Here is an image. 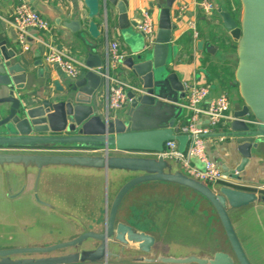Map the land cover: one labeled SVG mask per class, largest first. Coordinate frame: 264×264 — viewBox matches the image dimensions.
<instances>
[{"label":"water","instance_id":"water-1","mask_svg":"<svg viewBox=\"0 0 264 264\" xmlns=\"http://www.w3.org/2000/svg\"><path fill=\"white\" fill-rule=\"evenodd\" d=\"M118 9V27L128 52L122 63L132 88L126 112L113 114L103 109L99 90L103 83L101 57L92 51L86 57L84 77L67 84L53 76L46 83L45 95L35 96L26 90L28 70L12 62L16 53L0 41V147L33 148L38 146L79 145L116 147L112 152L1 150L0 167L21 165L37 170L34 198L40 205L54 208L38 194V181L45 167L51 165L102 169L106 189L109 172H116L121 183L116 195L107 198L106 214L100 231L77 229L70 239L47 243L24 242L29 237L23 229H0V264H84L127 262L129 264H254L234 227V209L264 204V191L240 188L222 182L208 183L188 172L175 169L162 151L165 142L176 139L185 152L191 136L177 133L176 121L182 115L185 98L183 81L171 68L175 56L172 18L175 0L159 5L158 28L154 41H146L135 31L139 19H128L124 1L109 0ZM89 19L87 30L93 38L101 31L94 21L100 0H83ZM236 20L219 7L223 24L236 43L237 62L234 78L242 105L232 112L229 130L218 134L235 138L241 160L233 169L224 165L228 176L241 173L253 156L264 147V0H240ZM80 29V21L70 22ZM204 40L196 41L201 50ZM42 44L39 45L40 50ZM95 50V49H94ZM42 77V73H38ZM248 118L251 122L246 121ZM203 135V136H208ZM136 152V153H135ZM126 153H131L128 155ZM139 154V155H133ZM145 183L173 184L187 189L194 199L206 203L216 214L223 230L217 249H191L169 252L159 246V239L149 230L135 225L121 211L126 196ZM8 194L15 198L22 193ZM108 193V191H107ZM130 216V215H129ZM144 222V220H142Z\"/></svg>","mask_w":264,"mask_h":264},{"label":"crops","instance_id":"crops-1","mask_svg":"<svg viewBox=\"0 0 264 264\" xmlns=\"http://www.w3.org/2000/svg\"><path fill=\"white\" fill-rule=\"evenodd\" d=\"M49 22L50 33L31 30L28 37L29 49H23L18 42L17 31L12 25L19 0H0V41L16 56L12 62H20L28 70L26 90L35 96H43L44 85L52 86L55 76L61 83L71 79L61 70L48 65L44 60L45 45L42 40H51L58 48L73 56L82 67L77 79L84 77L88 53L95 51L102 59L104 68L107 61L108 43L117 40L120 50L128 52L127 43L118 27V9L109 0H100V10L94 21L101 31L99 38H93L88 30V10L83 0H29ZM127 7L128 19H141V12H152L158 28L159 5L166 0H121ZM200 0H175L172 18L177 28L172 31L175 58L171 68L181 81L196 79L199 84L210 88V97L227 93L231 112L242 105L234 74L237 62L236 43L223 24L219 7L228 11L229 3L214 0L216 8L206 13L198 4ZM230 12V11H229ZM80 21V29L68 27L70 22ZM139 24V23H138ZM135 31L139 32L137 27ZM204 40L201 50L196 41ZM42 44L40 50L39 45ZM95 49V50H94ZM42 73V77L38 73ZM112 74L131 82L123 63L111 70ZM104 80L99 92L103 109H106ZM182 115L188 114L183 106ZM124 107L116 114L126 112ZM201 118V124H206ZM230 125L215 129L211 134L223 133ZM208 156L221 169L224 165L233 169L241 160L235 138L221 135L205 136ZM190 143V141H189ZM188 143V145H189ZM187 145V147H188ZM112 153H118L117 151ZM136 153V152H135ZM132 155L131 153H126ZM139 155V154H133ZM175 169L187 172L182 163L172 161ZM191 164L202 168L197 158ZM37 170L21 165L0 167V229L10 233V228L23 229L29 237L24 242L47 243L70 239L77 229H102L106 214L107 198L111 200L121 183L116 172H109V188L106 189L105 172L102 169L51 165L45 167L38 181V194L54 208L40 205L34 198ZM230 182L240 188L258 190L264 186V147L253 152L245 169L236 175L229 174ZM24 189L20 195L11 198ZM108 191V193H107ZM121 211L130 217L135 225L149 230L159 239V246L169 252L183 253L191 249H217L223 238V230L214 211L200 199H194L187 189L166 183H145L133 189L124 199ZM130 215V216H129ZM234 227L254 264H264V204H252L231 212ZM144 220V222L142 221ZM84 263V264H101ZM129 264L127 262H109Z\"/></svg>","mask_w":264,"mask_h":264},{"label":"built area","instance_id":"built-area-1","mask_svg":"<svg viewBox=\"0 0 264 264\" xmlns=\"http://www.w3.org/2000/svg\"><path fill=\"white\" fill-rule=\"evenodd\" d=\"M199 6L206 12L211 13L216 8L214 0H200ZM12 25L17 31L18 42L23 49H29L28 37L31 30H37L45 34L50 33L49 22L30 3L29 0H19L12 20ZM146 41L152 43L156 31V21L151 11L144 9L141 12V19L137 26ZM45 45L44 60L48 65H52L61 70L71 79H77L82 71L79 62L70 54L58 48L50 39L42 40ZM125 58V54L120 50L117 40L108 43V54L105 69L101 68V75L104 80L103 92L105 95L106 109L108 113L116 114L120 109L127 106L130 101L127 92L132 85L123 79L120 74H112L111 70L116 69ZM185 98L183 106L188 111L186 120H180L176 124L177 133L191 136L190 143L185 152L179 150V142L176 139L165 142L162 151L158 152L166 157L178 159L186 171L198 179L208 183L222 182L233 185L224 171L210 159L207 152L205 136L211 134L215 129L229 126L233 119L231 112L230 98L227 93H222L217 97H210V88L202 85L196 79L184 81ZM207 120L206 124H201V118ZM251 122L248 118L245 119ZM1 150H38V151H78V152H115L114 147H87L79 145H55L51 147H0ZM197 158L202 163V168H197L191 164V159ZM259 190L264 191V186ZM101 264H111L108 262Z\"/></svg>","mask_w":264,"mask_h":264},{"label":"trees","instance_id":"trees-1","mask_svg":"<svg viewBox=\"0 0 264 264\" xmlns=\"http://www.w3.org/2000/svg\"><path fill=\"white\" fill-rule=\"evenodd\" d=\"M222 5L224 3V1H228L229 3V7H228V11H230V13L232 14V16L238 20L239 16H240V11H241V3L240 0H221ZM232 76L234 77V74L232 73ZM189 114L184 115L181 119L186 120Z\"/></svg>","mask_w":264,"mask_h":264},{"label":"rangeland","instance_id":"rangeland-1","mask_svg":"<svg viewBox=\"0 0 264 264\" xmlns=\"http://www.w3.org/2000/svg\"><path fill=\"white\" fill-rule=\"evenodd\" d=\"M236 87H238V86H236Z\"/></svg>","mask_w":264,"mask_h":264}]
</instances>
